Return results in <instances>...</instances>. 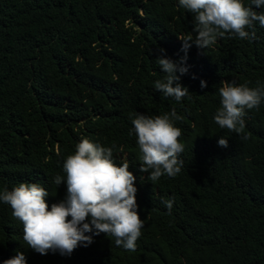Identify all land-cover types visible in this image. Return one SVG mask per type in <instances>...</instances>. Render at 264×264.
Returning a JSON list of instances; mask_svg holds the SVG:
<instances>
[{
    "label": "trees",
    "instance_id": "16d2710c",
    "mask_svg": "<svg viewBox=\"0 0 264 264\" xmlns=\"http://www.w3.org/2000/svg\"><path fill=\"white\" fill-rule=\"evenodd\" d=\"M194 26L179 0H0V192L38 183L50 210L67 192L54 178H66L63 163L86 138L114 145L118 166L129 162L144 221L135 251L101 233L71 256L41 255L0 201V264L18 251L27 264H264V101L246 110L242 134L214 120L225 82L264 86V27L255 22L252 41L226 33L205 50L193 44L179 81L190 93L177 102L155 89L166 75L155 61L159 49L184 56L180 39ZM173 109L183 167L153 183L140 171L132 119Z\"/></svg>",
    "mask_w": 264,
    "mask_h": 264
},
{
    "label": "clouds",
    "instance_id": "9594fccd",
    "mask_svg": "<svg viewBox=\"0 0 264 264\" xmlns=\"http://www.w3.org/2000/svg\"><path fill=\"white\" fill-rule=\"evenodd\" d=\"M251 4L256 9L264 8V0H251ZM179 6L194 14L196 35L180 39L185 55L178 61L167 58L165 50L159 49L161 55L155 63L166 75L154 83L156 90L177 102L190 93L179 81L189 70L187 53L193 44L205 50L226 33L252 41L256 39L255 22L264 27V11L258 13L252 6H245L243 0H179ZM200 87L206 88L207 82L201 80ZM219 94L222 106L215 114V122L222 129L244 133L243 117L246 110L258 109L264 101V86L250 88L225 82ZM180 120L183 117L175 109L170 114L155 117L137 114L132 119L142 153L140 171L150 173L147 178L153 183L163 175L175 177L183 167L179 155L185 145L178 140L182 131L174 126V121ZM218 146L227 148L228 139L220 137ZM113 147L82 139L75 153L63 163L66 178L61 175L54 178L57 187L66 183L67 192L62 201L51 204L50 210L46 202L49 192L38 183L22 182L11 191L0 192V201L10 206L12 216L22 223L23 240L29 248L41 255L51 251L71 256L78 247L91 245L93 236L104 233L115 238L117 247L135 251L144 227L138 214L136 177L129 171L127 160L120 166L115 163ZM163 203L171 213L174 198ZM3 264H27V261L24 253L18 251Z\"/></svg>",
    "mask_w": 264,
    "mask_h": 264
}]
</instances>
